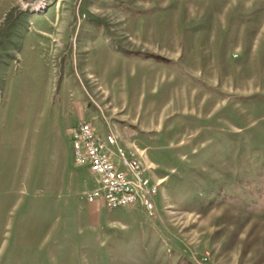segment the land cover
<instances>
[{"label": "rangeland", "instance_id": "rangeland-1", "mask_svg": "<svg viewBox=\"0 0 264 264\" xmlns=\"http://www.w3.org/2000/svg\"><path fill=\"white\" fill-rule=\"evenodd\" d=\"M84 121L152 216L85 201ZM0 264H264V0H0Z\"/></svg>", "mask_w": 264, "mask_h": 264}, {"label": "built area", "instance_id": "built-area-1", "mask_svg": "<svg viewBox=\"0 0 264 264\" xmlns=\"http://www.w3.org/2000/svg\"><path fill=\"white\" fill-rule=\"evenodd\" d=\"M74 162L85 167L94 178L95 187L84 199L103 209L117 210L138 206L149 215L156 210L157 185L143 164L120 144L110 130L101 133L92 121H84L69 132Z\"/></svg>", "mask_w": 264, "mask_h": 264}, {"label": "crops", "instance_id": "crops-1", "mask_svg": "<svg viewBox=\"0 0 264 264\" xmlns=\"http://www.w3.org/2000/svg\"><path fill=\"white\" fill-rule=\"evenodd\" d=\"M83 118V117H82ZM79 120H82V119H79ZM111 126H107V131L106 132H104V130H100V129H98L97 127V129L101 132V131H103V133H108L110 130H112L111 128H110ZM73 128V126H71L68 130H67V137L69 138V132H70V130ZM134 130H135V126L134 127H132ZM88 174H90L89 172H88ZM127 208H135V207H127Z\"/></svg>", "mask_w": 264, "mask_h": 264}, {"label": "trees", "instance_id": "trees-1", "mask_svg": "<svg viewBox=\"0 0 264 264\" xmlns=\"http://www.w3.org/2000/svg\"><path fill=\"white\" fill-rule=\"evenodd\" d=\"M9 18H12V12H10L9 15H7L6 21H7Z\"/></svg>", "mask_w": 264, "mask_h": 264}]
</instances>
